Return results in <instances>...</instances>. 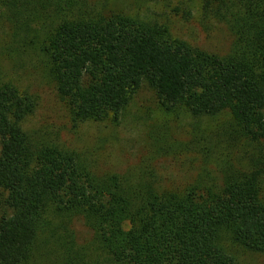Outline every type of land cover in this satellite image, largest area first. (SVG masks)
Returning <instances> with one entry per match:
<instances>
[{
	"label": "trees",
	"instance_id": "obj_1",
	"mask_svg": "<svg viewBox=\"0 0 264 264\" xmlns=\"http://www.w3.org/2000/svg\"><path fill=\"white\" fill-rule=\"evenodd\" d=\"M128 1L135 11L108 0H0L5 47L36 57L73 122L115 118L143 83L165 112H228L214 135L228 149L219 179L167 188L147 174L97 176L75 152L33 143L22 122L34 99L0 79V264L37 261L43 229L74 217L114 264H240L234 247L264 254V0H195L202 22L233 36L222 56L175 36L149 6L188 18L193 0Z\"/></svg>",
	"mask_w": 264,
	"mask_h": 264
},
{
	"label": "rangeland",
	"instance_id": "obj_2",
	"mask_svg": "<svg viewBox=\"0 0 264 264\" xmlns=\"http://www.w3.org/2000/svg\"><path fill=\"white\" fill-rule=\"evenodd\" d=\"M176 1L170 0L173 5ZM108 2L111 9L136 10L128 0ZM192 2L188 18L181 12L168 13L161 3L149 6L157 14L167 15L175 36L208 53L225 55L233 36L221 22H202L196 1ZM7 33L0 28V79L12 81L34 99L33 112L22 122L33 143L75 152L97 176H128L135 180L147 174L167 188L186 187L205 173H209L207 180L219 179L217 166L224 162L221 156L228 149L223 143L217 145L214 135L227 126L228 112L200 118L165 112L154 90L143 83L115 118L73 122L53 86L37 69L36 57L29 51L5 47ZM35 247L37 261L32 264H114L99 250L94 231L81 217L65 225L55 219L53 226L43 229ZM230 251L240 264H264L263 253L235 247Z\"/></svg>",
	"mask_w": 264,
	"mask_h": 264
}]
</instances>
